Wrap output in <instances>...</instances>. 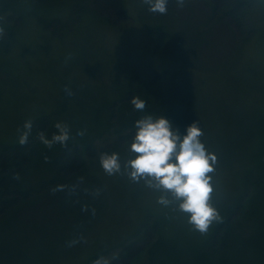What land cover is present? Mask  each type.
Instances as JSON below:
<instances>
[{"label": "rangeland", "instance_id": "374dc122", "mask_svg": "<svg viewBox=\"0 0 264 264\" xmlns=\"http://www.w3.org/2000/svg\"><path fill=\"white\" fill-rule=\"evenodd\" d=\"M6 1L23 21L6 18L11 29L0 35V150L17 154L8 145L29 119L49 139L56 123L67 124L70 139L51 148L31 143L43 156L63 155L64 169L29 156L12 171L21 192L0 213V264H107L145 221L156 223L186 264L196 256L205 259L200 264H264V226L252 224L259 227L263 213L243 206L264 191V0L232 25L210 0H169L163 15L124 0L127 17L118 22L86 11L88 1ZM158 26L168 36L156 47ZM133 96L146 102L144 112ZM145 114L162 115L181 134L198 122L217 158L211 203L221 218L239 209L237 244L222 231V248L207 247L217 222L201 234L174 204L157 203L160 192L129 179L123 164L134 122ZM113 152L122 170L110 176L99 157ZM40 182L44 189L23 191Z\"/></svg>", "mask_w": 264, "mask_h": 264}, {"label": "clouds", "instance_id": "9594fccd", "mask_svg": "<svg viewBox=\"0 0 264 264\" xmlns=\"http://www.w3.org/2000/svg\"><path fill=\"white\" fill-rule=\"evenodd\" d=\"M141 2L148 5V10L153 13L163 15L168 11L169 0ZM176 2L182 5L184 0ZM3 31L0 28V35ZM130 103L135 110L145 111L146 102L139 96H133ZM32 127L30 119L23 123L22 130H19L20 145L28 142ZM133 127L135 131L128 145L131 158L123 164L129 179L135 183L143 181L149 189L160 192L157 203L165 207L174 204L177 211L186 215L187 223L201 234L207 233L213 222H221L218 210L211 203L213 186L212 176L209 175L215 170L217 158L201 141L203 132L198 122L193 121L181 134L162 115L145 114L134 122ZM55 128L57 133L51 139L43 132L38 135L40 142L48 148L56 143L66 146L70 139L67 124L58 122ZM77 135L82 137L85 131L79 130ZM99 162L107 175L111 176L122 170L119 153H103Z\"/></svg>", "mask_w": 264, "mask_h": 264}, {"label": "trees", "instance_id": "16d2710c", "mask_svg": "<svg viewBox=\"0 0 264 264\" xmlns=\"http://www.w3.org/2000/svg\"><path fill=\"white\" fill-rule=\"evenodd\" d=\"M83 1L89 2L88 5H86L87 10L82 7L80 8V11L86 10L91 12L92 14L94 13L102 15L105 19L107 18L112 22H118L127 17L124 0H76L72 4L74 6H80V3ZM256 1L257 0H210V2L213 4L214 10L216 11L218 9H221V18H229L227 21L231 25L237 21L242 22L241 20L244 16H242L241 11L247 6L252 7L253 4L257 3ZM32 3H30L31 6ZM26 7H28V5H26ZM27 13L28 12L25 11L23 14L26 15ZM70 14H72V9H70ZM6 18L13 20L12 25H14L17 21H23L22 14L18 11V6H16L15 4L13 5L6 0H0V28L5 31L7 29H11L12 26L11 25L9 27L8 25H5L4 20ZM159 26L153 28L156 33H153L152 30V37L154 39L156 47H159L168 36V33H166V31ZM157 28L159 30H156ZM130 123L131 122L126 123L125 125H123V127L130 129ZM39 133H41L39 124L37 126L33 125L31 135L29 136L28 142L25 145H20L19 142L16 144L8 145L9 152L15 151L17 152V154L21 152L22 154H24V160L20 159L21 157L17 160L18 156L14 152L13 155L8 156L6 150H0V213L7 207L5 200L9 199L10 201H14L17 198L16 194H18V192H21L19 190L17 191L13 189V183L16 180L13 179L14 177L12 171L14 170V168H23L24 164L27 163V157H33L34 161L40 160V162H51L52 160H55V163L60 164L62 169H64L67 165L63 155H57L54 158H50L48 157V155L43 156V153L41 154L40 151L33 148L31 143H34L38 139ZM131 135L132 134L130 132L129 136ZM26 149L29 150L26 151ZM2 152H5V154H3ZM59 157H61V159ZM260 157H264V154ZM50 159L52 160L50 161ZM22 163L23 165H20ZM260 164L261 163H257L256 165L259 166ZM39 185L40 187L38 190L37 187H35V189L27 188L23 191H27L29 194H31V192L40 191L46 186V184L42 182H40ZM249 199L250 202L245 203L243 206L246 209H253L255 211L263 213L262 220L259 221V227L256 226L252 221L254 227L262 229V227L264 226V191L262 193H259L258 196L251 195ZM2 201L5 202L4 206H2L4 204ZM229 212L225 216H223L221 222H218L214 231L208 237L207 242H209L210 245L207 247L215 244L218 250L222 248V245L227 239L226 236H224V238L220 242L221 235L223 234L222 231L227 232V236L229 233H231L234 244H237V241L233 238V236L236 235L238 237L239 234L241 235V230L236 231V226L238 225V223L235 221V223H233L232 221L236 219V217L234 219V214L237 215L239 213V209L235 208ZM249 215L251 218L250 213ZM259 231L261 232V230ZM207 249L208 248H206V250ZM215 252L216 250H213L212 253ZM206 253L211 254L210 252H208V250L206 251ZM159 260L160 262L157 263V261ZM202 260L205 259L196 256L193 264H200ZM107 264H186V262L178 249L174 247V244L172 242H169L168 240L157 234L156 223L145 221L139 228V230L136 231V233L120 248L114 258Z\"/></svg>", "mask_w": 264, "mask_h": 264}]
</instances>
